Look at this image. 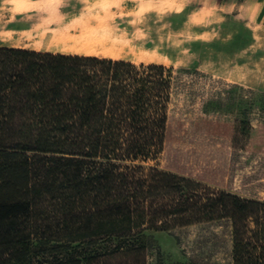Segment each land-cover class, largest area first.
<instances>
[{
  "label": "trees",
  "instance_id": "trees-1",
  "mask_svg": "<svg viewBox=\"0 0 264 264\" xmlns=\"http://www.w3.org/2000/svg\"><path fill=\"white\" fill-rule=\"evenodd\" d=\"M189 72L0 45V264H145L146 232L220 218L233 264H264V201L148 163ZM211 123L264 150V123Z\"/></svg>",
  "mask_w": 264,
  "mask_h": 264
},
{
  "label": "rangeland",
  "instance_id": "rangeland-1",
  "mask_svg": "<svg viewBox=\"0 0 264 264\" xmlns=\"http://www.w3.org/2000/svg\"><path fill=\"white\" fill-rule=\"evenodd\" d=\"M145 1L153 8L128 1L124 11H144L139 16L143 28L154 37L161 32L163 41L149 46L167 56L163 65L192 70L182 73L184 84L175 88L168 109L177 137L165 144L160 159L148 163L264 201V150L234 147L229 135L213 132L211 123H264V0ZM61 4V12L80 10L76 2ZM12 6L0 0L1 8ZM0 45L28 48L2 40ZM210 100L217 102L205 109ZM145 239V264H233L232 222L227 218L149 231Z\"/></svg>",
  "mask_w": 264,
  "mask_h": 264
},
{
  "label": "bare ground",
  "instance_id": "bare-ground-1",
  "mask_svg": "<svg viewBox=\"0 0 264 264\" xmlns=\"http://www.w3.org/2000/svg\"><path fill=\"white\" fill-rule=\"evenodd\" d=\"M8 1L12 9L0 7V40L4 42L27 45L26 49L38 52L160 65L168 61L158 48L149 46L161 43L164 38L161 32L154 37L143 28L140 15L144 11H124L128 1H136L139 8L147 7L146 10L153 8V4L145 0H68L80 5V10L75 12L59 11L61 1L65 0ZM20 15L23 16L18 18ZM17 21L22 26H16Z\"/></svg>",
  "mask_w": 264,
  "mask_h": 264
},
{
  "label": "crops",
  "instance_id": "crops-1",
  "mask_svg": "<svg viewBox=\"0 0 264 264\" xmlns=\"http://www.w3.org/2000/svg\"><path fill=\"white\" fill-rule=\"evenodd\" d=\"M259 1H261V0H259Z\"/></svg>",
  "mask_w": 264,
  "mask_h": 264
}]
</instances>
